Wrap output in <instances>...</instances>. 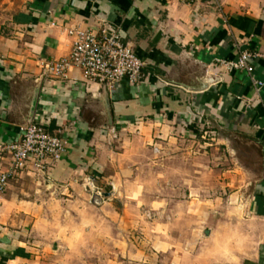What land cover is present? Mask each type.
<instances>
[{
  "label": "crops",
  "instance_id": "obj_1",
  "mask_svg": "<svg viewBox=\"0 0 264 264\" xmlns=\"http://www.w3.org/2000/svg\"><path fill=\"white\" fill-rule=\"evenodd\" d=\"M100 20L144 64L139 85L108 90L76 69L66 80L42 77V62L69 53L67 29H94ZM246 50L264 53V0H25L0 17V143L16 142L34 123L66 149L44 177L25 170L0 195V264H217L207 242L225 226L244 238L236 264H264V63H251L258 92L246 72L216 63ZM207 134L215 147L227 146L228 135L256 151L245 189L201 199ZM131 165L178 166L176 183L149 178L165 195L154 188L149 197L123 195L159 210L144 227L125 209L88 205L82 184L114 191L146 184ZM186 184L191 200L171 209L168 187ZM195 201L201 205L187 206Z\"/></svg>",
  "mask_w": 264,
  "mask_h": 264
},
{
  "label": "built area",
  "instance_id": "obj_2",
  "mask_svg": "<svg viewBox=\"0 0 264 264\" xmlns=\"http://www.w3.org/2000/svg\"><path fill=\"white\" fill-rule=\"evenodd\" d=\"M66 33L72 39L69 53L60 59L42 62V77L66 80L68 73L76 69L86 83L108 90H114L123 81L130 86L142 82L144 64L121 43L120 36L105 21L100 20L94 29L70 28ZM254 60L264 63V53L246 50L240 52L235 61L217 60L216 63L228 72H246L251 85L258 92L262 83L252 77L251 63ZM109 137L110 140L117 139L114 130H110ZM65 150L63 141L58 136L46 133L43 126L30 123L22 127L16 142L0 143V195L5 193L9 182L25 170L44 177L45 172L61 160ZM89 186L92 187V184ZM100 195L99 192L94 195L97 197L94 204L100 202Z\"/></svg>",
  "mask_w": 264,
  "mask_h": 264
},
{
  "label": "rangeland",
  "instance_id": "obj_3",
  "mask_svg": "<svg viewBox=\"0 0 264 264\" xmlns=\"http://www.w3.org/2000/svg\"><path fill=\"white\" fill-rule=\"evenodd\" d=\"M24 1L25 0H0V17L6 18V16L8 17L13 13L19 11L21 7L24 5ZM208 136L205 137L206 138L205 141L207 145L202 149L203 151H208V152L206 154H202V160L200 161V164L205 169L200 175V178L202 179V182L203 181L205 182V184H203L200 189L199 187H197L199 193L202 194L201 199L205 200L213 196L223 197L225 196V194H228L229 191L236 193L238 192V189L241 187L242 189H245L247 184L253 181V178L250 177V171L256 172V169H254L256 168L255 165L257 158L256 151L252 149L249 146V144H247L245 141H242L241 138H234V137L232 138L229 137L228 135H227V140L229 141L227 146H221L220 145L221 142L218 141V145H216L215 147L214 142L210 140L212 137L209 136L210 138H207ZM223 138H224L222 139L223 142H226V138L225 137ZM109 142L114 143L116 142V140H110ZM202 142L204 141L202 140ZM210 144L212 145L211 148L209 146ZM214 148H217V150H214ZM209 149L214 150V152H212L213 155L210 154ZM154 153H156V150H154ZM214 159H216L217 161L213 162ZM174 160L175 159H171V161L173 162ZM190 161H192V158H190ZM210 165H212L211 173H209L210 171L207 169V167H209ZM133 167L138 168V170H134L135 177H138L144 182H147L143 186L129 187V188L119 187V189L116 188V190L114 191L115 188H112L111 186L110 187L106 186L103 187L102 189L98 188L96 185H92L91 187L89 186L90 182L87 180L83 181L82 184L84 191L88 195V200H87L88 205L99 208L103 206L105 203H108L109 208H116L118 210L125 209L136 215L135 220L137 221V225L144 227L145 223L147 224L149 222L159 220L160 216L157 214L159 213V210L149 209V202L144 200V198L142 197L138 199V201L137 200L133 201V200H129L130 198H124L123 195L124 194L126 195V192L127 194L132 192L134 195L136 196L138 195L137 197H140L142 194L149 197V195H151L150 193L153 192V188L154 190L157 189L158 191V193L155 194V196L158 195L161 196L163 195V193L165 195V192L161 191V187L149 186V178L153 179L157 175L158 176L157 179L161 181V179H163V176L165 175L164 177L166 179L167 177L171 179L169 182L173 180L176 183L177 182L176 178L178 177V170H177L178 166L177 165H134ZM187 175L185 176L187 177ZM213 178H216L217 182L220 183L218 187L211 185L210 180H212ZM225 182L231 185L229 189L225 188ZM168 188L172 189L171 195L175 193L174 194L175 196L172 198L173 201L170 202L169 204L171 209L177 207V202L174 201L183 200V199H185L186 201L191 200L190 198H188V195L183 197L184 195L182 191L183 189L186 188L189 189L190 185L188 184H186L185 186L170 185ZM178 188L179 191H181L182 196H177L176 193H178L177 192ZM164 191L166 190L164 189ZM97 192L101 193L99 197L100 202L94 204L93 201L97 199V197L94 195H96ZM106 193L109 194L108 197L105 196ZM114 193L116 195L115 197L113 195ZM194 198H196L197 200L200 197L194 196ZM121 203H123V205ZM200 203L201 202L195 201L194 203L192 202L186 205L190 208H193L194 205L195 206L201 205ZM131 236L138 237L139 241H141L142 237H144L143 234H134ZM109 237L112 238L113 235L110 233ZM127 238H130L128 234L122 235V239L124 241H126Z\"/></svg>",
  "mask_w": 264,
  "mask_h": 264
},
{
  "label": "clouds",
  "instance_id": "obj_4",
  "mask_svg": "<svg viewBox=\"0 0 264 264\" xmlns=\"http://www.w3.org/2000/svg\"><path fill=\"white\" fill-rule=\"evenodd\" d=\"M243 237L234 229L225 226L207 243L213 246L208 255L218 257L217 264H236L234 252L240 249Z\"/></svg>",
  "mask_w": 264,
  "mask_h": 264
},
{
  "label": "water",
  "instance_id": "obj_5",
  "mask_svg": "<svg viewBox=\"0 0 264 264\" xmlns=\"http://www.w3.org/2000/svg\"><path fill=\"white\" fill-rule=\"evenodd\" d=\"M48 188H50V185H48ZM105 196L107 197V196H109V194H108V193H106V194H105Z\"/></svg>",
  "mask_w": 264,
  "mask_h": 264
}]
</instances>
